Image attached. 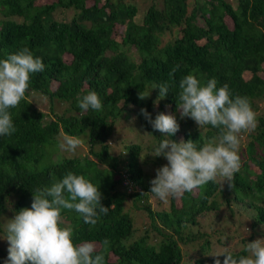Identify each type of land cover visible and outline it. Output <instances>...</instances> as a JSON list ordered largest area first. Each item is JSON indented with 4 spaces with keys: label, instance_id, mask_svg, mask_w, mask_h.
<instances>
[{
    "label": "trees",
    "instance_id": "16d2710c",
    "mask_svg": "<svg viewBox=\"0 0 264 264\" xmlns=\"http://www.w3.org/2000/svg\"><path fill=\"white\" fill-rule=\"evenodd\" d=\"M263 100L264 0H0V264H264Z\"/></svg>",
    "mask_w": 264,
    "mask_h": 264
},
{
    "label": "rangeland",
    "instance_id": "374dc122",
    "mask_svg": "<svg viewBox=\"0 0 264 264\" xmlns=\"http://www.w3.org/2000/svg\"><path fill=\"white\" fill-rule=\"evenodd\" d=\"M128 1H131V2H135L136 0H128ZM70 15V14H69ZM56 17H62V18H64V19H68L67 18V16H66V13L65 12H63L62 13V15H59V14H57L56 15ZM69 17V16H68ZM55 85V83H53L52 84V87ZM28 100H31V102L33 103V104H35L37 107H40L42 110H44V111H46V109H47V102L43 99V98H41L40 96H31V98L29 97L28 98ZM262 111H264V100L259 104V108H258V110H257V112L259 113H261ZM121 119L120 120H117L116 121V126H115V129H116V131L117 132H120L122 129H123V133L125 134V139L127 140L128 139V134H126V131L125 130H127V127L130 125V123H128V121H129V119L128 120H126L127 119V116L125 115V114H121ZM126 117V118H125ZM243 119H241V121H242V123H244L245 124V129H248L247 128V126H248V124H249V121L247 120V118H244V117H242ZM134 128H135V126H134ZM133 132H135V135L133 134V136H135V137H140V140H142V143L143 144H145L146 146L150 143V141H151V138L152 137H150L148 134H146L145 132H137V131H133ZM239 134H241V133H239ZM118 136V138L119 139H121V138H124V137H122V136H120V134H117ZM64 141L61 143V146L59 147V151L57 152V154L55 153V155L53 156V159H55L56 161L57 160H59L60 159V157L63 155V156H83V155H85L86 154V152H87V149H86V145H85V143L84 142H81L79 139H77V138H71V139H69V138H65V137H61ZM61 138H60V141H61ZM113 139H114V137L111 139V141L113 142ZM241 140V142L243 143V141L245 140V136H244V134H242L241 135V138H240ZM110 141V142H111ZM111 144V143H110ZM63 146V147H62ZM64 146H66L67 148V151H64L63 150V148H64ZM120 146V143H118V144H115V147L116 148H118ZM113 151L115 152V153H117L118 152V150L117 149H113ZM236 151H237V148L235 147L234 148V151H233V155H235L236 154ZM165 153H166V155H169L170 154V149L168 148V144H165ZM210 151H206V155L204 156L206 159H208L209 158V155H210ZM218 155L220 158H222L223 156H224V154H223V151L220 149L217 153H213V155ZM232 154H231V156H232ZM212 155V154H211ZM150 167H151V165H149ZM147 170H150V169H148L147 168ZM170 172L171 173H174L175 172V169L173 168V167H171V170H170ZM162 175V174H161ZM166 175H168V173H166ZM214 176L216 177V179H221L219 176H217L216 174H214ZM123 188H125V186H122ZM125 190H126V188H125ZM127 191V190H126ZM149 204H151L152 205V208H155L156 206L155 205H157L155 202H153V198H151L150 199V202H149ZM162 204H164V203H162ZM161 205V204H160ZM157 206H159V205H157ZM126 207H128V202L126 203ZM244 216H246L245 214H243L242 215V218L244 217ZM14 219H15V217H14V215H13V213H11L9 210L8 211H6L5 213H4V219H1L0 220V228L1 229H9V225H11V224H13L14 223ZM143 223H144V215L142 214V213H140V212H135V224L136 225H143ZM233 226H231V228H232ZM230 228V229H231ZM139 230V229H138ZM252 232V230L249 228V230L248 231H246V230H239V231H237V233L240 235V237H242V238H244V239H250V237H249V235H250V233ZM229 233H230V231H229ZM135 234H136V236H135V238L136 237H138V235H140L141 233H139V231L136 233L135 232ZM251 235H252V233H251ZM257 242L258 243H261L260 242V238L259 239H257ZM228 245H230V244H228ZM230 246H232V245H230ZM253 246H255L256 247V245L255 244H253ZM233 248H235V249H239L240 248V246H233ZM181 249H182V252L183 253H188L189 254V252H190V250H189V248H186V246L185 245H183L182 247H181ZM84 251H87V249H85ZM193 252H194V250H193ZM212 252H210V254H211ZM250 254H252V252H250ZM191 256H192V254H191ZM190 255H188V256H184V258L182 259V263L181 264H189V258L191 257ZM189 257V258H188ZM251 258V257H250ZM185 262V263H184Z\"/></svg>",
    "mask_w": 264,
    "mask_h": 264
},
{
    "label": "clouds",
    "instance_id": "9594fccd",
    "mask_svg": "<svg viewBox=\"0 0 264 264\" xmlns=\"http://www.w3.org/2000/svg\"><path fill=\"white\" fill-rule=\"evenodd\" d=\"M121 185L125 186L127 192L131 191V183L130 180L126 178V176H123V179L121 180Z\"/></svg>",
    "mask_w": 264,
    "mask_h": 264
}]
</instances>
